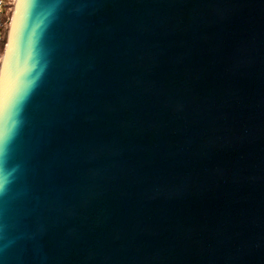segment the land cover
Segmentation results:
<instances>
[{
    "label": "water",
    "instance_id": "95a60500",
    "mask_svg": "<svg viewBox=\"0 0 264 264\" xmlns=\"http://www.w3.org/2000/svg\"><path fill=\"white\" fill-rule=\"evenodd\" d=\"M0 135L4 264H264V0H15Z\"/></svg>",
    "mask_w": 264,
    "mask_h": 264
},
{
    "label": "built area",
    "instance_id": "2783aa9c",
    "mask_svg": "<svg viewBox=\"0 0 264 264\" xmlns=\"http://www.w3.org/2000/svg\"><path fill=\"white\" fill-rule=\"evenodd\" d=\"M15 0H0V47L5 45L7 29ZM3 50H0V61Z\"/></svg>",
    "mask_w": 264,
    "mask_h": 264
},
{
    "label": "snow or ice",
    "instance_id": "6c2138e0",
    "mask_svg": "<svg viewBox=\"0 0 264 264\" xmlns=\"http://www.w3.org/2000/svg\"><path fill=\"white\" fill-rule=\"evenodd\" d=\"M8 135H0V163H2V159L5 153L6 144L8 142ZM0 264H4L3 260H0Z\"/></svg>",
    "mask_w": 264,
    "mask_h": 264
},
{
    "label": "trees",
    "instance_id": "16d2710c",
    "mask_svg": "<svg viewBox=\"0 0 264 264\" xmlns=\"http://www.w3.org/2000/svg\"><path fill=\"white\" fill-rule=\"evenodd\" d=\"M0 50H3V46H2V47H0Z\"/></svg>",
    "mask_w": 264,
    "mask_h": 264
}]
</instances>
